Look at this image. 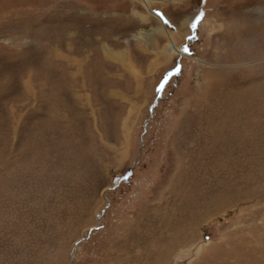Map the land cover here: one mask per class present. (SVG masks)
<instances>
[{
    "label": "rangeland",
    "instance_id": "374dc122",
    "mask_svg": "<svg viewBox=\"0 0 264 264\" xmlns=\"http://www.w3.org/2000/svg\"><path fill=\"white\" fill-rule=\"evenodd\" d=\"M146 1L0 0V264H264V0Z\"/></svg>",
    "mask_w": 264,
    "mask_h": 264
},
{
    "label": "bare ground",
    "instance_id": "6f19581e",
    "mask_svg": "<svg viewBox=\"0 0 264 264\" xmlns=\"http://www.w3.org/2000/svg\"><path fill=\"white\" fill-rule=\"evenodd\" d=\"M147 1H146V6H148V2ZM171 50H176V48L172 47Z\"/></svg>",
    "mask_w": 264,
    "mask_h": 264
}]
</instances>
